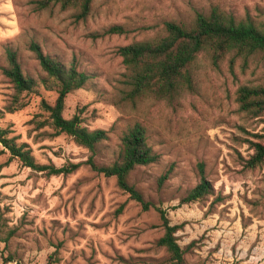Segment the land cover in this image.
I'll list each match as a JSON object with an SVG mask.
<instances>
[{
  "label": "rangeland",
  "instance_id": "374dc122",
  "mask_svg": "<svg viewBox=\"0 0 264 264\" xmlns=\"http://www.w3.org/2000/svg\"><path fill=\"white\" fill-rule=\"evenodd\" d=\"M33 0H0V67L5 48L17 51L25 74L37 85L21 94L25 103L7 111L15 93L0 69V126L26 143L37 163H79L69 174L47 175L23 166L0 144V264H168L156 240L163 227L158 208L178 225L177 242L187 264H264V162L242 165L251 150L246 139L262 140L264 115L252 118L238 109L236 89L264 81V52L226 55L213 65L197 59L196 90L176 106L145 99L136 107L116 104L125 71L119 46L153 38L163 23L190 24L197 12L211 9L264 25V0H93L83 21L74 8L35 9ZM123 34L96 36L111 25ZM30 40L68 65L90 74L85 87L70 92L63 115L78 113L81 126L106 129L94 160L108 164L117 157L120 136L136 121L147 129L157 161L137 166L129 180L151 203L147 210L105 176L85 163L91 152L65 134H53L40 103H53L56 91L42 83ZM214 193L180 204L199 179L198 164Z\"/></svg>",
  "mask_w": 264,
  "mask_h": 264
},
{
  "label": "trees",
  "instance_id": "16d2710c",
  "mask_svg": "<svg viewBox=\"0 0 264 264\" xmlns=\"http://www.w3.org/2000/svg\"><path fill=\"white\" fill-rule=\"evenodd\" d=\"M35 9H50L58 6L64 10L74 8V18L85 20L90 12L93 0H33ZM128 30L120 24L111 25L96 36L123 34ZM28 49L33 53L44 76L40 79L47 89L56 91L53 103L41 100L40 106L47 117L38 121L37 127L48 125L53 134L65 133L75 142L91 152L85 161L91 169L105 176H113L116 185L132 200L138 202L141 209L147 210L151 203L129 180L130 173L139 165L157 161L158 155L148 143L147 129L139 121L126 127L120 136L117 157L108 164H97L93 158L96 145L108 139L109 131L81 126L78 113L64 117L63 110L67 95L86 86L90 74L77 68L74 62L66 65L55 56L45 53L39 43L30 40ZM259 51L264 52V25L256 24L252 19H237L234 15L216 8L209 13L197 12L188 25L167 20L160 32L151 39L133 41L119 46L117 53L122 59L125 71L117 87L116 104L121 108L136 107L145 99L163 101L176 106L184 93L196 90L197 59L205 55L213 65L230 55L232 65L235 58H247ZM6 65L1 66L2 74L13 84L15 93L7 111L22 108L25 103L21 94L32 91L37 82L25 74L18 59L17 51L11 47L5 50ZM238 109L252 118L264 115V81L258 84H241L236 89ZM8 127L0 126V144L9 153V159H17L23 166L47 175L72 173L79 163H67L61 166L37 163L26 143H17L9 136ZM264 138V135H254ZM251 153L242 158V165L255 168L264 162V141L246 139ZM200 179L180 200L190 203L204 199L214 193V187L204 175L203 163L198 164ZM163 227L162 235L156 245L167 254L168 264H187L184 250L175 235L178 225L170 224L166 212L157 209Z\"/></svg>",
  "mask_w": 264,
  "mask_h": 264
}]
</instances>
